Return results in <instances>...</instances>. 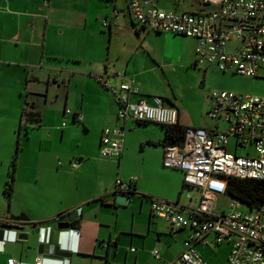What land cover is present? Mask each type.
Masks as SVG:
<instances>
[{"label":"crops","instance_id":"obj_1","mask_svg":"<svg viewBox=\"0 0 264 264\" xmlns=\"http://www.w3.org/2000/svg\"><path fill=\"white\" fill-rule=\"evenodd\" d=\"M69 1H72L69 6L83 28L80 42L83 49L60 54L40 50V46L47 44L50 29L47 19L41 37L35 26L41 17L39 9L42 6H38L41 0H4L0 3V80L4 81L0 84V96L5 99L2 100L4 109L9 111L2 118L0 139H11L23 120L26 102L35 103L36 99L29 100V92L34 98L41 96V83L45 82L46 91L49 89L44 95L45 100L49 101V91L55 87L63 92L64 102L63 106L52 109V116L44 104L40 109L41 123L28 122L33 130L43 129L47 140L58 136L64 141L70 136L69 125L72 124L73 128L76 126L95 135L93 148L100 153L103 128L120 127L125 132L124 151L119 158L79 154L83 161H78L77 167L71 165L74 159L70 163L60 162L61 167L53 170L58 174L57 182L49 179L34 183L33 179L27 181L29 185L24 192L13 196L12 208L19 199L27 201L30 206L17 211L11 209L12 216L1 219L0 226L19 224L28 237L20 239L17 237L20 231L9 230L5 231L9 240L5 236L3 241V229L0 227V264H8L9 258L17 259L19 264H34L38 256L44 258V264H92L95 257L105 259V264H167L184 249L190 229L174 228L153 214L151 199L159 197L178 202L186 212V208L195 202L191 194L183 202V193L186 189L199 190L184 184L181 170L163 165L166 127L153 122L120 119L115 96L94 75H105L113 85L122 80L117 76L119 72L133 76L142 95H160L168 105L178 110L181 126L201 127L183 120L181 95L173 87L179 83L175 74L179 69L166 62L163 56L167 50L189 44L188 63L196 65L200 61L196 53L198 40L140 27L131 14L129 0ZM174 1L154 0V3L169 10L176 9L173 8ZM92 22L94 26L89 25ZM92 36L98 40L95 45L92 44ZM170 90L174 98L168 96ZM212 103L211 99L207 114ZM67 108L72 112H65ZM76 113L83 115L81 121L75 118ZM63 119L68 121L64 128V122L60 125ZM9 147L11 145L0 150L2 177L7 161L14 156ZM44 171L47 173L48 168ZM15 175L13 184L17 187L19 170ZM132 176L136 177L133 183L135 191L129 195L126 205L122 207L121 204L107 202L115 197L116 179L128 180ZM28 177L33 178V173ZM37 186L46 190L45 197L27 195L28 189H37ZM199 197L200 192L196 204ZM99 198L107 205L96 203ZM32 201L37 212H34ZM102 206H110L111 209ZM21 213L27 218L15 222L14 216ZM59 221L77 222L66 230H59ZM226 243L229 248L215 260L211 258L218 249L201 243L197 248L210 264H220L228 259L230 253L231 244ZM154 249H158V257L153 253Z\"/></svg>","mask_w":264,"mask_h":264},{"label":"built area","instance_id":"obj_2","mask_svg":"<svg viewBox=\"0 0 264 264\" xmlns=\"http://www.w3.org/2000/svg\"><path fill=\"white\" fill-rule=\"evenodd\" d=\"M217 2V8L200 13L165 10L154 0H129V9L142 28L196 38L200 61L214 64L221 71L264 76V0ZM104 24H107L105 20ZM117 76L122 80L113 85L105 75H94L115 96L120 119L180 125L178 110L163 97L142 95L133 76L123 72ZM211 98L213 103L208 116L215 121V126H182L183 141L164 145L163 165L181 170L184 184L200 192L197 204L186 208V212L178 202L159 197L151 199L153 214L174 228L190 229L184 249L167 264H210L197 244L209 246L226 241L231 244L230 253L220 264H264V199L256 210L243 211L239 209L243 203L232 198L230 209L215 212L218 196L226 194L228 176L264 179V95L222 90L212 92ZM65 112L72 111L67 108ZM75 118L81 121L83 115L76 113ZM222 122L227 123L224 130ZM230 136L236 137L235 149L251 147V151L247 150L244 155L229 151ZM124 142V129L105 127L100 154L119 158ZM77 163L72 161V167H77ZM135 180V176L128 180L117 178L116 192H134ZM153 253L159 256L158 249ZM43 260L38 256L34 264H44ZM8 264H19V261L9 258Z\"/></svg>","mask_w":264,"mask_h":264},{"label":"rangeland","instance_id":"obj_3","mask_svg":"<svg viewBox=\"0 0 264 264\" xmlns=\"http://www.w3.org/2000/svg\"><path fill=\"white\" fill-rule=\"evenodd\" d=\"M73 1L76 3L83 2V0ZM71 2L72 1L69 0H49L48 3H46V0H41V3L38 5L42 6L39 9L41 17L35 22V26L40 30L41 37L47 19L49 20L47 23L50 24V29L47 33V44L46 46H40V50L45 53H74L83 49L80 43L83 28L74 14V11L69 6ZM217 7V0H175L173 8L176 9L169 10L178 9L181 11L185 9L189 12L197 10L196 12L200 13ZM89 25L94 26L93 22L89 23ZM91 41L94 45L98 42L95 36H92ZM40 42L43 43L42 38ZM189 48V44H180L176 50H167L163 54L166 62L173 64L179 69L175 71L179 83L175 84L173 87L180 92L182 118L187 124H194L201 127L210 126V128L215 126V121L210 118L206 112L212 99L211 93L214 91L231 90L240 94L264 95V76L252 77L233 71H221L212 64H207V62L204 61H199L196 65L189 64L187 59ZM3 83L4 81L0 80V84ZM46 86L47 83H41V87L43 88L41 96L34 98L33 93L30 92L28 96L30 101L36 99L35 104L41 110L42 106L47 104L49 108L47 112L52 116L51 111L54 107L63 106L64 94L54 87L49 91V101L47 102L44 95L47 94L49 89L46 91ZM167 94L174 98L171 90ZM2 100L5 101V99L0 96V125L4 122L2 118L9 113V111L4 109L5 106ZM22 119V121L26 123L25 119ZM62 123L64 124L63 128L67 127L68 121L66 119H63L60 125H62ZM19 126L14 135L11 136V139H0V150H4L11 145L9 150L14 152V156L9 162L7 161L6 169L3 170L4 177L0 176V220L3 218H10L12 216L11 209L12 211H17L30 206L27 201L19 199L17 200V205L12 208L13 196L16 197V193L20 195L24 192L29 185L27 181L33 179L34 183L43 180L47 181L49 179L51 182H57L59 177L57 172L53 170L60 166V162L65 164L66 161L70 163V160L75 159L77 162L79 161L81 163L83 157H80L79 154H86L85 156L96 154L102 157L98 149L93 148L95 135L91 132L80 130L76 126L73 128L74 125L72 124L69 125V129H71L70 136L66 137L64 141H61L58 136L47 140L44 130L40 128L33 130L30 127V123L26 124V128L22 127L20 129ZM226 127L227 123L222 122L221 129L224 130ZM26 131H28V133ZM235 143L236 137L230 136V144L228 145L229 151H236L240 155H244L247 150L251 151V147L244 148L240 146L235 149ZM46 167L48 168L47 173L44 171ZM16 170H19L20 179L18 186L14 187L13 183L16 182ZM32 173L33 178L28 177ZM10 182L12 183V187L10 186ZM26 192L27 195L32 198H37L38 196L45 197L46 195V190L39 186H37V189H28ZM198 193L197 190L190 191L186 189L181 200L185 202L189 199L188 195L191 194L195 202L194 204H196ZM231 201L232 197L227 194H220L216 202L215 212L230 209L229 203ZM96 203L101 205L103 201L99 198ZM121 205L123 207V205L126 204ZM32 207L34 208V212L38 211L33 201ZM102 207L111 209L110 206ZM239 209L246 211L247 207L241 204L239 205ZM226 244V242L212 244L215 250L218 249L215 252L216 255L212 256V260L219 258L225 253L226 249L229 248L225 246ZM92 264H105V259L95 257Z\"/></svg>","mask_w":264,"mask_h":264},{"label":"trees","instance_id":"obj_4","mask_svg":"<svg viewBox=\"0 0 264 264\" xmlns=\"http://www.w3.org/2000/svg\"><path fill=\"white\" fill-rule=\"evenodd\" d=\"M22 116L26 123L21 121L20 129L25 127L28 122L39 125L42 120L40 109L34 102H26ZM163 126L166 127L163 139L164 144H179L183 141L184 130L182 126ZM10 186L12 187L11 182ZM226 194L245 204L248 209L256 210L264 199V179L228 176ZM14 218L16 220H23L27 218V215L21 213L20 215H15ZM76 222H72L70 225L73 226Z\"/></svg>","mask_w":264,"mask_h":264},{"label":"water","instance_id":"obj_5","mask_svg":"<svg viewBox=\"0 0 264 264\" xmlns=\"http://www.w3.org/2000/svg\"><path fill=\"white\" fill-rule=\"evenodd\" d=\"M49 0H46V3H48ZM134 192H123V191H120V192H115V197L114 198H111V199H108L107 202L109 203H116V204H126L128 202V199H129V195L133 194ZM1 229L3 230H13V231H20L18 234H17V237L20 238V239H25L28 237V234L27 233H24L23 232V226L19 225V224H2L1 226ZM70 227V223L68 221H59L57 223V228L59 230H66Z\"/></svg>","mask_w":264,"mask_h":264},{"label":"clouds","instance_id":"obj_6","mask_svg":"<svg viewBox=\"0 0 264 264\" xmlns=\"http://www.w3.org/2000/svg\"><path fill=\"white\" fill-rule=\"evenodd\" d=\"M5 231H9V230H7V229H6V230H3V233H2V235H3V241H5V236H6V240H9V239H8L9 234H8V233L5 234ZM12 231H13V230H12ZM15 232H16V231H15Z\"/></svg>","mask_w":264,"mask_h":264}]
</instances>
